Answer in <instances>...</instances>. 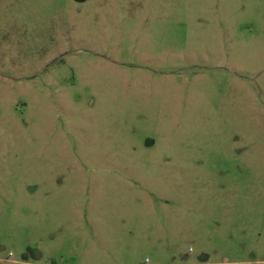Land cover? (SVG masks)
<instances>
[{
    "label": "rangeland",
    "instance_id": "1",
    "mask_svg": "<svg viewBox=\"0 0 264 264\" xmlns=\"http://www.w3.org/2000/svg\"><path fill=\"white\" fill-rule=\"evenodd\" d=\"M0 264H264V0H0Z\"/></svg>",
    "mask_w": 264,
    "mask_h": 264
}]
</instances>
